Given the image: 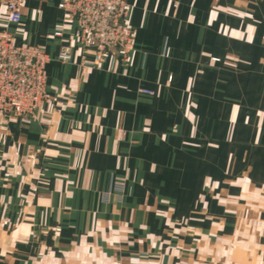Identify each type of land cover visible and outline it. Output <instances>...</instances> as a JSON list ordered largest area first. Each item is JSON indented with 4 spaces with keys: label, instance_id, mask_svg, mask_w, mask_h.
I'll return each mask as SVG.
<instances>
[{
    "label": "crops",
    "instance_id": "crops-1",
    "mask_svg": "<svg viewBox=\"0 0 264 264\" xmlns=\"http://www.w3.org/2000/svg\"><path fill=\"white\" fill-rule=\"evenodd\" d=\"M61 2L0 8L51 58L36 116H0V264H235L241 232L264 264V0H127L131 63L100 70Z\"/></svg>",
    "mask_w": 264,
    "mask_h": 264
},
{
    "label": "built area",
    "instance_id": "built-area-1",
    "mask_svg": "<svg viewBox=\"0 0 264 264\" xmlns=\"http://www.w3.org/2000/svg\"><path fill=\"white\" fill-rule=\"evenodd\" d=\"M26 1L0 0L10 25L22 24L21 8ZM59 8L65 13V23L75 26L78 43L92 50L93 60L87 63L92 69L100 70L110 58H125L134 51L136 31L130 24L127 0H62ZM54 37L62 38L63 31L57 30ZM71 48L62 46L58 59L70 61ZM50 60L43 48L17 45L13 33L0 29V116L22 121L35 117L47 102L46 67ZM140 94L155 95L151 90Z\"/></svg>",
    "mask_w": 264,
    "mask_h": 264
},
{
    "label": "rangeland",
    "instance_id": "rangeland-1",
    "mask_svg": "<svg viewBox=\"0 0 264 264\" xmlns=\"http://www.w3.org/2000/svg\"><path fill=\"white\" fill-rule=\"evenodd\" d=\"M132 54H133V52L130 55L126 56L125 58H123V56H120V62H122V64L126 67L129 66L131 63L132 56H133ZM212 62L217 63V62H220V60L213 58ZM141 90H150V89L141 88L139 90V93ZM151 91H153V90H151ZM153 92L156 95V92L155 91H153ZM46 93H47V91H46ZM47 97H48V95H47ZM150 97H153V96H150ZM47 100H48V98H47ZM118 188H120V185H116V191H120V190H118ZM224 246L226 247L227 252L225 254L221 253V260H236L235 264H251V262H253V260H255V257L253 255V253H254V249H253L254 248V242L252 240H246L244 238V232H241L236 237L232 238L231 240H228ZM228 250H230V251H228Z\"/></svg>",
    "mask_w": 264,
    "mask_h": 264
}]
</instances>
